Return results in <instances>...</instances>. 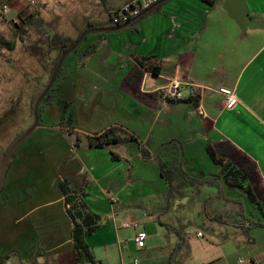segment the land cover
I'll return each instance as SVG.
<instances>
[{"label": "crops", "instance_id": "1", "mask_svg": "<svg viewBox=\"0 0 264 264\" xmlns=\"http://www.w3.org/2000/svg\"><path fill=\"white\" fill-rule=\"evenodd\" d=\"M131 1L91 4V19L82 18L83 28L88 24L111 27L112 17ZM224 1L215 0L213 5L201 0L166 1L135 28L129 25L119 31L96 32L101 34L67 56L53 94L55 100L44 103L42 116L48 120L44 127L60 126L61 122L75 127L83 122L88 128L82 130L95 134L118 124L133 133L140 145L127 142L95 149L84 133L41 128L54 131L51 139L55 143L42 144L34 139L19 152L17 164L26 176L51 166L57 179L73 191L83 192L89 208L101 217L102 227L85 238L94 264H102L95 257L96 249L104 251L106 264H126L118 235L123 229L117 223L135 222L130 216L135 212L129 206L130 197L167 195L165 180L152 160L141 159L140 147L153 155L165 142L176 141L183 148V170L192 175L218 172L207 154L209 148L217 158L247 175L252 196L264 206V0H242L249 18L263 26L245 33L223 10ZM66 3L61 2V6ZM142 58H148L145 68L154 71L139 66ZM172 78L179 81L181 99L168 104L159 89ZM72 88L74 95H84L90 108L82 103L83 110H79L84 113L77 112L78 116L74 110L68 115L54 114L55 103L63 102L65 111L71 100L77 102L78 96L69 95ZM226 95L235 99L231 106L225 102ZM205 182L213 188L226 187L216 180ZM222 191L223 205L237 215L234 225L243 234L218 247V253H212L204 264H264V230L257 226L259 215L254 208L250 217L241 215L243 207L228 204L232 201ZM15 196L2 202L0 209L18 211L21 202ZM57 202L65 212L68 232L55 243L58 231L54 227L47 231L39 240L44 248L36 259L27 257L29 264H50V257L57 261L68 254L70 264H76L70 239L72 223L60 193ZM144 213L147 211H140ZM23 214L15 215L16 226L25 218ZM154 218L142 216V222ZM37 221L47 222L46 213ZM108 224L113 231L103 228ZM30 229L28 226V234ZM172 232L178 234L173 228ZM23 233L17 228L11 239L17 241ZM180 241L181 245L183 237ZM152 248L148 241L140 250L134 245L136 252L148 257L147 264H166L168 253L151 257Z\"/></svg>", "mask_w": 264, "mask_h": 264}, {"label": "rangeland", "instance_id": "2", "mask_svg": "<svg viewBox=\"0 0 264 264\" xmlns=\"http://www.w3.org/2000/svg\"><path fill=\"white\" fill-rule=\"evenodd\" d=\"M31 1L34 3L31 4ZM61 2L67 3L61 6ZM98 2L100 0H0V7L5 5L9 9L7 18L0 20V38L14 45L12 50H9L0 40V167L6 147L17 134L31 126V107L48 83V70L56 52L49 49L45 35L57 33L74 39L83 29L82 18L91 19V4L96 6ZM111 2L116 4L119 0ZM36 13L42 20L43 27L33 31L27 29L18 35L14 33L21 26L22 20ZM13 20H16V26L11 23ZM99 34L101 33H91L85 41ZM52 56L54 57L51 59ZM59 77L53 86L54 89L59 83ZM69 95H74L73 88L69 90ZM74 96H78L75 98L76 103L71 100L65 111L63 102L55 103L57 111L53 113L59 111V114L65 112L68 115L74 110V116H78L77 112H83L81 107L84 104L90 108V102H85L84 95ZM43 109L44 103L39 106V122L45 126L48 120L42 116ZM76 125H79L75 126L79 130L88 128L83 122ZM52 134L54 131L37 129L24 140L10 159L0 189V204L11 200L17 194L21 208L13 213H10L8 208L0 209V258L8 255V259L3 258L0 264H29L27 257H38L44 248V245L39 244V240L47 231L52 227L58 231L56 240L53 239L55 243L63 239L68 232L65 212L61 203L57 202L58 174L51 166H47L41 173L32 172L26 176L22 166L17 164L19 152L28 142L37 139L42 144H53L55 142L51 139ZM200 186L199 189L185 188L180 196L170 200H167L166 195L130 197L129 206L135 211L130 213V216L138 226L135 229H123L118 233L126 264H132L134 260L139 264H147L148 257L134 249L133 236L137 232L146 233L145 244L148 241L154 248L149 252L151 257L160 258L164 253H168L166 264H204L209 261L212 253H218V247L243 234L242 230L234 225L237 215L223 205V196L219 191L223 190L224 196L232 201L228 204L234 203L237 207H243L241 215L244 213L250 217L253 207L248 206L246 196L238 189H221L219 186L213 188L208 182L201 183ZM140 211L147 213L140 214ZM22 213L26 216L16 226L14 217ZM43 213H46L47 222L39 223L38 216ZM148 215L155 218L142 222V216ZM159 223L166 226H160ZM117 225L121 226V223L118 222ZM28 226H31L30 234L27 232ZM110 226L108 224L103 228L111 232L113 229ZM171 227L178 234L172 232ZM17 228L24 233L22 238L15 241L11 237ZM197 233L202 237H197ZM180 237H183L184 241L181 245ZM95 257L100 259L102 264H106L102 249L95 250ZM50 259V264H70L71 255L62 256L57 261L54 256Z\"/></svg>", "mask_w": 264, "mask_h": 264}, {"label": "trees", "instance_id": "3", "mask_svg": "<svg viewBox=\"0 0 264 264\" xmlns=\"http://www.w3.org/2000/svg\"><path fill=\"white\" fill-rule=\"evenodd\" d=\"M201 1L206 3L207 5H213V3L215 2V0H201ZM163 4H165V2L158 5L154 9L150 10L149 12L145 13L139 19L135 20L132 24H130L129 28L136 27V25L140 22V20L145 18L150 13L158 10ZM125 23H116V24L111 23L110 26L117 27ZM38 27H43V24H42V20L39 18L38 14L36 13L30 15L25 20H22L21 26H19L17 30L14 31V33L18 35L25 32V30L27 29L33 31L34 29H38ZM90 28H95V26L88 24L85 28H83L81 31L78 32L77 36L74 39L63 37L57 33L51 36L45 35L46 43L49 49L56 52V55L48 70L49 78L52 75V72L61 54L75 43L78 36L84 30ZM87 37L88 35L82 39V42L70 55L76 53L79 50V48L85 42ZM0 40L2 39L0 38ZM2 43L9 50H12L14 46L13 43L7 42L5 40H2ZM68 57L64 60V62L68 59ZM146 61H148V58H142L138 60L139 66L141 68L144 67L146 71H154V69H152L151 67L145 68ZM64 62L58 72L57 77L60 75L63 69ZM56 79L51 89L48 91V93L42 100L41 104L48 102L49 100L50 101L55 100V97L53 96L55 89L53 86L56 82ZM178 101L167 99L166 103L175 104L178 103ZM197 104L198 102H195L194 107H197ZM32 109L33 106L31 107V118H32ZM39 117H40V110H39ZM59 125L67 126V127L72 126V124L69 122L67 123L61 122ZM67 132L74 133V131H70V130H67ZM20 134H17L15 139ZM119 134L124 135V137L120 136ZM82 135L83 137L90 140L91 147L95 149H105L108 145L111 144L115 145V144L127 143V142L136 143L137 145L141 144L139 139L133 133H131L128 129L122 126H119L118 124H113L95 134H82ZM13 141L6 147V149L4 150L5 153L9 148V146L13 143ZM139 152L141 159L146 161L152 160L156 164L159 173L161 177L165 180L167 186V195H166L167 200L173 198L175 199V197L180 196L185 188L199 189L201 183H205V181L207 180H216L221 184H224L226 187L232 189H238L242 195L246 196L247 203L251 205L259 215V219L257 220V226L262 227L264 230V206L256 202L255 198L252 196L249 187L246 185L247 175L242 171H240L239 169L235 168L230 163L225 162L220 158H217L216 155L209 148H207V154L209 155L213 164L218 166L219 168L216 174L207 175L204 174V172L202 171L197 172V174L195 175L186 173L183 170V159H182L183 148L179 143H177L174 140H170L162 144L153 155H150L148 151L143 147H140ZM112 157L115 158V156ZM57 188L61 196H63L65 207L68 206V208H66V213L72 223L70 239L72 243L71 245L72 250L74 252L75 262L76 264H89V263L94 264L93 257L85 242V238L91 236L99 228L102 227L101 217L98 214L94 213L89 208V206L84 200L85 194L83 192L73 191L71 188H68V186L64 182H60V181H58L57 183ZM5 258L8 259V255H5Z\"/></svg>", "mask_w": 264, "mask_h": 264}, {"label": "water", "instance_id": "4", "mask_svg": "<svg viewBox=\"0 0 264 264\" xmlns=\"http://www.w3.org/2000/svg\"><path fill=\"white\" fill-rule=\"evenodd\" d=\"M166 1H170V0H158L157 2L150 5L147 9L143 10L139 15H137L136 17L131 19V21H129L123 25H120L117 27H108V28H90V29L84 30L78 36L75 43L70 48H68L66 51H64L61 54L60 58L57 61L56 66L52 72V75L50 76V78L48 80V83L46 84L45 88L43 89V91L40 93V95L38 96V98L35 100V102L33 104V109H32L33 121H32L31 126L26 131L22 132L13 141V143L9 146V148L7 149V151L3 157L1 167H0V189H1L4 177H5V174H6V170H7L9 161H10L13 153L18 148V146L31 133H33L37 129H41V128H49V129L62 128V129H67V130L74 131V132L89 134V133L84 132L82 130H79L75 127H67V126L44 127V126L39 125V106H40L42 100L44 99V97L46 96V94L48 93V91L51 89L65 58L78 47V45L81 43L82 39L86 35L91 34V33H96V32H114V31H119V30L125 29L132 22H134L135 20H137L141 16H143L145 13L149 12L150 10L154 9L155 7H157L158 5H160ZM223 10L226 12L228 17L231 18L238 25V27L242 33H245L247 30H254V29L263 28L262 24H260L257 21H253L249 18L248 14L246 12L245 5H244L242 0H225L224 4H223Z\"/></svg>", "mask_w": 264, "mask_h": 264}, {"label": "built area", "instance_id": "5", "mask_svg": "<svg viewBox=\"0 0 264 264\" xmlns=\"http://www.w3.org/2000/svg\"><path fill=\"white\" fill-rule=\"evenodd\" d=\"M158 0H133L125 5H123L118 12L112 17L113 24L116 23H125L129 20L133 19L137 15H139L143 10L147 9L150 5L157 2ZM34 2L31 1V4ZM9 9L7 6L3 5L0 7V20L6 19L8 15ZM12 24H16V20L11 22ZM159 93L164 102L167 99L178 101L181 99V95L179 93V81L175 78L169 79L166 86L159 89ZM225 102L228 105H232L235 103V99L233 96H225ZM137 223L135 222H123L121 224L122 229H135L137 227ZM197 237H201L200 233H197ZM147 239V235L145 232H137L133 236V243L135 247L140 250L145 246V241ZM133 264H139L137 260L133 261Z\"/></svg>", "mask_w": 264, "mask_h": 264}, {"label": "flooded vegetation", "instance_id": "6", "mask_svg": "<svg viewBox=\"0 0 264 264\" xmlns=\"http://www.w3.org/2000/svg\"><path fill=\"white\" fill-rule=\"evenodd\" d=\"M3 258H5V256H4V257H2V258H0V261H1Z\"/></svg>", "mask_w": 264, "mask_h": 264}]
</instances>
